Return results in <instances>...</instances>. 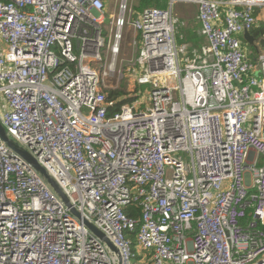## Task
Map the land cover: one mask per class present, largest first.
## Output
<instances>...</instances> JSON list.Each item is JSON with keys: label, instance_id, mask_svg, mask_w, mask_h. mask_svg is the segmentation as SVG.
<instances>
[{"label": "built area", "instance_id": "1", "mask_svg": "<svg viewBox=\"0 0 264 264\" xmlns=\"http://www.w3.org/2000/svg\"><path fill=\"white\" fill-rule=\"evenodd\" d=\"M177 3L196 5L207 43L178 46ZM263 12L264 0H0V119L121 264H264V50L252 60L239 37ZM126 74L139 99L116 109ZM117 261L0 138V264Z\"/></svg>", "mask_w": 264, "mask_h": 264}, {"label": "rangeland", "instance_id": "2", "mask_svg": "<svg viewBox=\"0 0 264 264\" xmlns=\"http://www.w3.org/2000/svg\"><path fill=\"white\" fill-rule=\"evenodd\" d=\"M164 2L168 5L167 7L170 8V0H164ZM130 3L133 4L134 7H136L138 10H141L143 7V3L141 0H130ZM106 6L108 8V1H106ZM172 12L177 19V23H176L177 44L179 47H181L184 42L190 41V39H188L187 37H189L191 33H197V30L199 29L197 27V25H199V19H196V17H194L196 15V11H190L189 9L188 10L183 9V3L175 4L172 8ZM262 24H264V12L260 15V19L256 23L255 27H260V26L263 27L264 25ZM135 35L136 34L132 29L126 28L124 31L122 57L125 59H130L132 56V47L130 43L132 42ZM239 37L247 49L249 58H251L252 60H254V57L255 56L257 57V55L259 54L258 51L261 52L262 50H264V43H262L261 40L258 41L255 47L245 42L242 34H240ZM194 38L195 40L197 39L196 45L198 46L207 43L206 36L198 34L197 36H194L192 39ZM192 39L190 42L195 43V41ZM139 40H140V47H141L142 41L141 39ZM189 50H190V54L192 55L193 50L189 48L186 49L185 51L180 52V58L182 61H184V59L189 55ZM113 82H114V86H116V90L119 89V90L124 91L125 93L124 95L120 96V98L125 99L127 97H135V95L133 94V91L136 88V83L134 82V78L131 75L126 74L124 77L120 79L118 78L113 79ZM146 86L147 85L142 86V89L145 90L147 88ZM2 100L0 99V102H2L1 104H3L4 106L3 102L5 101V98H2ZM146 102H147V98L146 97L142 98L136 105L137 109L138 110L143 109L145 107Z\"/></svg>", "mask_w": 264, "mask_h": 264}, {"label": "water", "instance_id": "3", "mask_svg": "<svg viewBox=\"0 0 264 264\" xmlns=\"http://www.w3.org/2000/svg\"><path fill=\"white\" fill-rule=\"evenodd\" d=\"M137 14L135 15V18ZM245 41L256 47V37L251 31H245L243 35ZM0 138L22 159H24L28 164L34 167L40 175L46 180V182L50 185V187L57 193V195L68 205L71 207V210L102 240H104L109 248L118 255L117 264H121V255L119 253V249L112 242V240L98 227L96 226L90 219L83 217L81 213L72 206L68 196L65 194L57 180L51 175V173L33 156L25 147H23L17 140L11 137L2 123L0 119Z\"/></svg>", "mask_w": 264, "mask_h": 264}, {"label": "trees", "instance_id": "4", "mask_svg": "<svg viewBox=\"0 0 264 264\" xmlns=\"http://www.w3.org/2000/svg\"><path fill=\"white\" fill-rule=\"evenodd\" d=\"M142 1V3H143V7L142 8H145V7H152V6H158V7H162V8H166L168 5L164 2V0H141ZM151 5V6H150ZM138 7V6H137ZM262 25H264V24H262ZM264 31V26L262 27V26H260V27H255L254 29H253V34H254V36L258 39L259 38V35H260V33L261 32H263ZM198 34L197 33H191V35L189 36V37H187L188 39H190V41H191V39L194 37V36H197ZM192 40H194L195 41V43L194 42H192L195 46H196V43H197V39L195 40V38L194 39H192ZM125 93H124V91H122V90H116V91H113L112 93H111V97H114V98H117V97H120V96H122V95H124ZM139 99V97H137V96H135V97H127V98H125V99H122L119 103H118V105L115 107L116 109L118 108V107H120V105L121 104H123V103H126V102H134V101H136V100H138ZM125 211L131 216V217H134V218H138L139 217V215H140V208H139V206H137V205H128L126 208H125ZM250 213H251V210H249L248 211V215H247V218L246 219H249V218H251V215H250ZM263 228H264V226H263ZM139 229V225L137 226V228H136V231ZM136 231L134 232V235H135V233H136ZM133 237H135V236H133ZM145 264H149V263H145Z\"/></svg>", "mask_w": 264, "mask_h": 264}, {"label": "crops", "instance_id": "5", "mask_svg": "<svg viewBox=\"0 0 264 264\" xmlns=\"http://www.w3.org/2000/svg\"><path fill=\"white\" fill-rule=\"evenodd\" d=\"M185 5V6H184ZM183 9H186V10H190V11H196V15L194 16V17H196V19H198L197 18V7H196V5H194V4H185V3H183ZM185 15V14H184ZM192 23V22H191ZM196 25V24H195ZM197 27L199 28V25H197ZM199 32V29L197 30V34H199L198 33ZM0 99L2 100V97H0ZM3 101V100H2Z\"/></svg>", "mask_w": 264, "mask_h": 264}]
</instances>
